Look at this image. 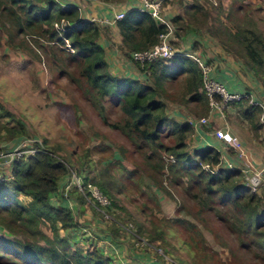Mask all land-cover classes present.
Listing matches in <instances>:
<instances>
[{
  "label": "trees",
  "instance_id": "trees-1",
  "mask_svg": "<svg viewBox=\"0 0 264 264\" xmlns=\"http://www.w3.org/2000/svg\"><path fill=\"white\" fill-rule=\"evenodd\" d=\"M103 1L119 3L123 0ZM247 6L250 5L234 0L226 14L235 22L236 31L226 26L220 15L209 16V21L205 19V22H212L208 25L209 34L216 38L222 49L239 59L252 77L264 87V38L257 32L250 17L235 13ZM187 8L200 9L196 2L187 4ZM0 16L8 23V29L3 28L5 44L7 41L10 44L12 35L20 33L30 36L38 46H42L40 41H43L57 47L60 52L61 48L64 49L62 56L54 51L50 53L51 60L59 62L56 69L63 71L69 65L74 67L76 75L84 83L85 99L94 107L103 123L124 135L141 154L147 171L158 173L167 163L173 184H180L192 197L197 193V196L209 199L200 202L205 209L222 208L224 214L216 210L220 220L235 228L239 235L244 233L249 239L247 245H254L257 251L264 254L262 195L248 188L239 167L230 168L222 164L221 152L215 146L206 145L187 150L185 138L192 132L193 125L187 120H171L166 112L165 100L172 95L183 98L182 104L195 102L205 114L209 110L201 69L194 59L184 54L186 49L179 51L176 47L178 51L169 57H155L141 64L132 61V65L143 77L140 80L108 71L104 49L99 42L102 28L96 21L80 17L75 5H61L56 0H0ZM60 19L67 22L63 30L53 25ZM167 19L180 38H184L188 32L200 31L194 16L191 19L176 14ZM214 20L221 23L224 30L221 31ZM114 25L120 47L127 58L131 51L144 50L156 44L158 34L166 31L164 23L133 7L126 9L120 18L114 19ZM76 78L71 77L69 80L76 81ZM171 82L180 84V97L167 89ZM103 99L118 107L121 115L119 121L110 122L106 119L104 105L100 103ZM228 103L250 122H253L259 111L258 106L247 104L246 99L231 100ZM9 117H12V113L0 106V133L10 134L12 139L17 140L26 134V130L20 120ZM166 136L170 137L165 140ZM163 153L169 155L167 162ZM115 154L119 157L113 159L120 161V152L117 150ZM64 161L51 148L46 147L42 140L32 154L11 159L8 167L1 168L9 178L0 180V229L6 233L23 234L29 241L23 242L0 234V263L13 260L21 264H115L101 252L99 246L91 242L87 244V249L70 247L69 230L76 229L77 223L69 208L70 190H61V180L69 174V166ZM182 177H186L185 180ZM85 178L87 174L82 177L81 194H88L86 183H94L93 177L89 182ZM95 183L109 199L108 205L101 206L92 198L95 207L105 212L108 209L119 210L111 219L109 237L104 241L109 245L112 242L113 245L120 238L118 235L121 232L128 231L126 234L132 237L140 234L144 228L139 222L135 227L122 226L129 217L123 218L120 213H128L108 194V183ZM146 183L157 190H165L161 181L154 180L152 176L147 178ZM55 199H58L57 203ZM76 199L77 203L83 200L80 195ZM211 202L215 204L211 205ZM230 206L235 211L232 216L226 214L227 208L232 210ZM42 226L50 232L49 236L43 232ZM158 236L160 234L155 237Z\"/></svg>",
  "mask_w": 264,
  "mask_h": 264
},
{
  "label": "rangeland",
  "instance_id": "rangeland-1",
  "mask_svg": "<svg viewBox=\"0 0 264 264\" xmlns=\"http://www.w3.org/2000/svg\"><path fill=\"white\" fill-rule=\"evenodd\" d=\"M168 1L162 0L163 9H172L178 3L180 9L177 12L180 14H183L185 4L187 6L191 2H196L200 7V9H192L189 15L184 12V17L189 16L191 19L195 17L200 29L199 33L190 32L184 38H180L173 31L170 42L172 47L175 46L174 49L190 50L201 56L197 47L202 48L200 43L202 38L205 40L210 38L212 41L206 47L210 52L222 49L216 38L208 35V25L212 22L207 24L205 19L209 21V16L220 15L226 26L236 31L235 22L226 16L234 0H184L185 3L178 0H171L174 3ZM239 2L248 3L250 6L237 10L235 13L242 17H250L257 32L264 38V0H239ZM2 18L3 16H0V106L12 113V117L9 118L23 123L26 134L20 138L32 139L37 144L44 140L45 146L51 148L58 158L65 160L64 162L69 166L68 176L61 180V183L63 182L61 190L63 192L70 190L69 208L77 223L76 229L69 230L70 247L87 249V244L91 242L99 246L101 252L110 257L115 264H264V254L257 251L254 245H247L249 239L245 234L239 235L235 228L220 220L217 212L224 214L225 211L222 208L220 210L218 206L210 210L205 209L200 202L209 199L201 195L197 196V193L192 197L180 184L175 185L171 182L172 175L167 169V163L166 165L164 163V167L158 173L147 171L141 154L124 135L103 123L94 107L85 99L84 83L76 75L74 67L69 65L63 71L56 69L59 62L52 61L50 53L54 51L62 56L64 49L61 48L60 52L57 47L43 41H40L42 46H38L30 36L20 33L12 35L10 44L9 41L5 44L3 28L8 29V23ZM213 22L221 31L224 30L221 23L215 20ZM221 34L223 35L222 32ZM66 47L69 48V46ZM224 55L230 62L237 65L240 62L233 54L228 55L226 52ZM108 60L107 69L113 71L114 75L127 76L129 73H134L121 70L122 63L119 59L116 63L114 57H109ZM131 68L135 69V67ZM129 76H136L135 78L143 80L140 73ZM71 77H77L76 81L69 80ZM260 86L264 97V87L261 84ZM167 89L177 93L178 97L182 94H178L181 89L179 83L171 82ZM252 93L255 94L254 91ZM216 100L219 101V98ZM165 101L166 112L171 120L196 122L199 118L209 115V111L205 114L195 102L182 104L183 98H176L175 95ZM100 103L104 105V113L108 121L120 120V111L113 102L103 99ZM219 105L223 116H212L208 124L199 126L202 131L207 135L213 128L228 127L241 141L247 140L249 132H252L253 136L258 138L259 148L258 145L256 147L257 150L262 149L261 159L264 162L263 128L258 122V112L251 123L239 115L240 113L236 111L238 109L229 103L220 101ZM215 117L222 122V125L217 123ZM223 124L227 126L223 127ZM0 134L2 146L15 140L10 134ZM194 134L193 129L185 138L186 149L189 151L195 148ZM169 137L166 136L164 139L167 140ZM226 148H224L225 153L221 150L222 164L225 163L223 161L225 158L236 155L231 146ZM117 150L121 155L120 161L116 160L119 157L115 154ZM252 153H255L253 149ZM253 154L252 158H257ZM163 155L167 162L169 155L167 153ZM113 157L116 159L114 160ZM231 159L234 160V158ZM239 160L243 163L250 160L252 163L250 156L245 160ZM73 170L79 177L87 174L85 178L87 182L93 177L94 183H89L104 196L105 194L95 185V181L107 182L110 187L108 194L128 213H120L123 218L129 217L122 226L135 227V224L139 222L144 228L143 231L132 237L126 234L127 230H124L127 232L119 233L120 238L113 245L110 241L109 246L104 240L109 237L108 229L112 227L111 219L119 210L115 208L114 211L108 209L105 212L96 208L91 194L89 192L81 194L76 182L74 180L70 182L69 176L71 172H74ZM149 176H152L154 180H160L165 190L160 191L149 186L146 183ZM82 177L79 179L83 183ZM185 178L182 177L183 180ZM67 183L68 186L65 189ZM257 191L262 195L264 202V179L260 182ZM77 195L82 197L81 203H77ZM55 201L57 203L58 199ZM227 211L228 216L235 214L233 208L232 210L227 208ZM41 228L49 236L50 232L46 227ZM0 234L9 238H18L23 242L29 241L25 235L17 232L6 233L0 229ZM157 234L160 236L155 237ZM35 239L41 242L39 238ZM0 264L21 263L7 260Z\"/></svg>",
  "mask_w": 264,
  "mask_h": 264
},
{
  "label": "built area",
  "instance_id": "built-area-1",
  "mask_svg": "<svg viewBox=\"0 0 264 264\" xmlns=\"http://www.w3.org/2000/svg\"><path fill=\"white\" fill-rule=\"evenodd\" d=\"M136 8L140 11L147 12L153 19L158 22L164 23L166 25V31L158 34V42L151 47L144 50L131 51L128 55V60L130 62H140L149 61L155 57H169L178 49H174L171 45V38L173 35V26L166 18L163 12L162 0H134ZM108 11L111 13L110 21L118 19L122 16L123 12L130 8L125 0L121 1L118 4H107ZM88 20H94L98 24L107 21L105 18H87ZM67 22L65 19H60L59 22H55L53 25L58 30H63L64 25ZM66 46H69L66 43ZM184 51V50H179ZM184 54L194 59L202 72V82L204 90L208 96V111L209 115L199 118L196 122H192L194 131L201 125L208 124L213 116H223L221 110V103H228L231 100H242L246 99L248 104L258 106V122L263 128L264 133V97L253 94L251 91L246 90H228L221 82L213 78L211 74V66L205 62L201 56L197 55L195 52L186 50ZM219 98V101L216 100ZM211 132L215 137L219 138L224 144L231 146L238 157V159L245 160L247 158L246 152L241 144V141L238 136L233 134L228 127L225 128H213ZM37 149V143L29 138H19L10 142L6 146L0 145V180H7L9 175L5 173L1 168L8 167V162L11 159L18 158L20 156H26L32 154ZM10 150V151H9ZM248 161V160H247ZM230 168H235L231 162L226 163ZM245 184L251 191H257L260 182L264 179V162L258 166H253L250 162L244 163V166L240 167ZM80 177L70 173L69 179L74 180L77 186L80 188L79 191H82L83 183L79 179ZM73 183V182H72ZM68 186V183L65 185V189ZM86 190L91 194L92 198L101 206L108 205L107 198L102 195L94 185L86 183ZM106 218V216H103ZM109 245V244H108ZM110 246V245H109ZM156 264V263H155Z\"/></svg>",
  "mask_w": 264,
  "mask_h": 264
},
{
  "label": "crops",
  "instance_id": "crops-1",
  "mask_svg": "<svg viewBox=\"0 0 264 264\" xmlns=\"http://www.w3.org/2000/svg\"><path fill=\"white\" fill-rule=\"evenodd\" d=\"M56 1H58L61 5H67V4L75 5L78 9L79 16L82 18H86V19L90 18V17H94L96 19L97 18H105L107 21L99 24L100 27L102 28V33L100 35L99 42L103 46L105 58H107L106 62L109 61L108 60L109 57H114L115 63H116L117 59H119V62L122 63L121 64L122 65L121 70H124L125 72H127V71L134 72L133 74L129 73L128 75H136L137 73H139L136 68L134 70H133V68H131L134 66L128 60V58L125 57V55L123 54V49L120 47L119 35L117 34V31H116V28L114 25V21H110L111 13H110V11H108L107 4L111 3V4L115 5L118 3H115L113 1L111 2V1H103V0H56ZM125 1L127 2L128 7H134L136 5L134 0H125ZM178 1L185 3L184 0H178ZM168 2H172V1L169 0ZM172 3H174V2H172ZM178 5L180 6V4L176 3V6L172 9H168V10L166 8H165V10L163 9V12H164V15L166 16V18H169V17L176 15V14H178L180 16H184L185 11L188 13H192V11H191L192 9H190V8L186 9V7H187L186 4L184 5L183 14L178 13L177 10L180 9ZM188 9H190V10L187 11ZM188 33H190V32H188ZM196 34H198V33H196ZM208 35L211 36L210 34H208ZM195 40H197V38ZM211 42L212 41L210 40V38H208V40H205L204 38H202V41L200 42L202 45V48L197 47L198 48L197 50L200 51L201 57L204 60L209 61V63L208 62L207 63L210 66L212 64V66H211L212 76H214V78L216 80L221 82L228 90H246V91H251V92L254 91V93L256 95H258L256 93V92H258V93H260V96H262V91H261L262 89H261L259 82L256 81V79L254 77H252V75L249 74L250 72H248L246 67L241 62H239L237 65L232 61L231 62L228 61L227 56L224 55L226 52H224L221 48L218 50H213L212 52H210L206 47H207V44L211 43ZM114 44L116 46H114ZM228 55H229V53H228ZM109 72L113 74V71L111 72V70H110ZM114 73H118V72H114ZM132 77L135 78L136 76H132ZM217 116H220V115H217ZM215 120L217 121L218 124L221 123V125H222V122L220 120H218V118L215 117ZM225 126H227V124H223V127H225ZM194 133H195L194 134V140H193V141H195L194 147H203L206 145H213L220 152L222 150L225 153V150L227 149L226 147H228V145L224 144L219 138L215 137L214 134L211 132V130H210V134L206 135L202 131V129L200 127H198L194 131ZM263 138H264V133H263ZM240 141H241V139H240ZM257 143H258V138L253 136L252 132H249V136H248L247 140L242 139V141H241V144L244 148V151L246 152L247 158H249V156H250L252 159V163L250 160H249V162L253 166H258V165L263 163V161L261 159L263 156V151H262V149L257 150V147H256L258 145ZM252 146H253V148H252ZM224 148H226V149H224ZM258 148H259V145H258ZM252 149L255 152L254 154H255V156H257V158L256 157L252 158V154H253ZM231 158H234V160ZM231 158H229V157L225 158L223 161H225V164L227 162H231L235 167L244 166V163L238 159L237 155H235V157H231ZM238 161H240V163H238Z\"/></svg>",
  "mask_w": 264,
  "mask_h": 264
},
{
  "label": "water",
  "instance_id": "water-1",
  "mask_svg": "<svg viewBox=\"0 0 264 264\" xmlns=\"http://www.w3.org/2000/svg\"><path fill=\"white\" fill-rule=\"evenodd\" d=\"M10 151V150H9Z\"/></svg>",
  "mask_w": 264,
  "mask_h": 264
}]
</instances>
